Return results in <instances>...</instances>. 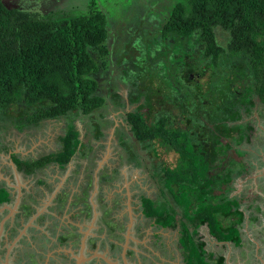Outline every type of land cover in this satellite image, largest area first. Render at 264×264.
Returning <instances> with one entry per match:
<instances>
[{"label":"trees","instance_id":"trees-1","mask_svg":"<svg viewBox=\"0 0 264 264\" xmlns=\"http://www.w3.org/2000/svg\"><path fill=\"white\" fill-rule=\"evenodd\" d=\"M88 2L86 14L52 20L8 8L0 1V130L6 125L22 130L43 120H68L58 152L31 162L15 161L24 175L49 164L63 169L85 147L72 118L89 120L97 139L101 136L97 117H104L107 102L112 110L125 107L120 96L98 82L108 73V27L94 1ZM217 28L228 35L225 47L216 42ZM159 34L160 41L196 35L203 45L202 56L213 70L221 58L229 62L237 58V65L249 69L243 79L246 89L222 69L208 84L212 95L204 96L208 88L188 87L189 96L177 97L146 73L149 63L136 64L135 50H125L117 61L125 63L128 104L145 99V106L120 115L129 127L120 134L126 138L121 147L127 161L144 163L158 187L159 201L141 197L142 215L158 229L177 228L184 264H224L223 256L207 257L205 243L196 237L205 226L216 242L241 245V201L228 193L232 179L245 172L246 164L235 160L231 152L240 157L237 148L247 140L248 125L238 122L240 109L253 107V96L264 107V0H181L171 8ZM222 82L226 84L218 90ZM167 101H184L175 123ZM131 145L144 154L145 162L136 157ZM157 147L169 149L176 162L161 160ZM7 201L8 193L1 189L0 203Z\"/></svg>","mask_w":264,"mask_h":264},{"label":"rangeland","instance_id":"rangeland-1","mask_svg":"<svg viewBox=\"0 0 264 264\" xmlns=\"http://www.w3.org/2000/svg\"><path fill=\"white\" fill-rule=\"evenodd\" d=\"M0 1L8 8L40 13L41 17L52 20L82 16L88 11L89 4V0ZM93 1L106 16L108 27L109 53L105 59L108 73L98 82L102 88L110 87L124 102L128 101V88L125 83L127 79L123 78L122 73L125 63L122 61L117 63V61L120 54L127 49L126 53L131 50L137 52L136 64L149 63L146 73L150 74L152 79L165 83L168 90L173 91L177 97L189 96L188 87L205 90L208 88L204 96L212 95V86L208 84H212L219 74L223 73L222 69L228 74L230 80L236 77L234 79L242 83L241 86L246 89L243 79L245 80L249 75V69L245 65L242 67L237 65V58L231 59L230 62L221 58L217 69L213 70L214 67L211 68L209 60L202 56L203 45L197 41L196 35L189 39L178 36H172L169 40L158 39L161 25L171 8L181 0ZM215 36L218 45L225 47L227 33L217 28ZM166 43H169L167 47ZM149 54L152 57L150 61ZM141 73L138 75L142 77L144 73ZM243 75H245L244 78ZM130 77L133 79L134 75L131 74ZM225 84L226 82L220 83L217 89L221 90ZM168 101L166 106L173 112L172 121L175 123L182 113L185 100L177 101L175 104H172L174 101L169 103ZM253 102V107L246 110L240 109L238 122L248 125L247 140L237 148L241 155L238 157L231 152L235 160H242L246 164L245 172L248 173V178H245L246 174L243 173L239 178L232 179L228 193L229 197L237 195L233 197L237 199L244 195L249 206L239 205L244 215L248 216L246 226L250 224L246 228L247 234L243 237V246L209 243L214 239L208 235L205 226L199 229L196 237L206 243L207 257L213 260L223 255L227 259L225 264H264V107L256 96H253ZM143 105L145 106L144 97L136 104H130L126 110H135ZM121 112V110H112V105L107 102L104 117L99 120L97 117L101 132V136L97 139L94 137L95 132L89 120L84 117L72 118V124L78 130L79 139L85 147L77 151L63 171L58 170L54 164H49L29 176L32 183L27 182L28 177L26 181L24 180L22 186H28L29 189L25 191L26 194L37 195V180L49 182L56 177L60 179L62 190L73 194L66 198L62 194L61 199L65 201L62 200L61 209L48 203L47 207L51 210L46 209L45 218H47L39 220L36 229L30 230L24 240L21 239L11 248L12 264H18L15 261L18 258H20V264H74V257L71 258V256H77L83 237L82 232L87 236L86 254L92 252L90 243L95 241L99 247L96 249L99 254L102 251L116 260L127 240L126 251L134 254L125 255V264H184L177 244V228L158 229L152 220L145 219L142 215L141 197H147L154 202L159 201L158 187L144 163L138 165L127 161V155L121 147V143L126 138H121L120 134H126L129 127L120 116ZM67 121L63 117L43 120L37 125L19 130L16 134L0 132V145L6 142L5 137H9V140L19 139L22 144L21 150L25 153L22 157L27 160H34L50 152L56 153L61 148L60 137L65 133ZM11 129V125L1 128L6 132H10ZM131 150L132 152L134 150L133 153L136 157L138 156V159L144 161L143 153L142 155L138 152L139 150L136 151L133 145ZM157 150L161 160H168L172 164L176 162V156L166 147H157ZM0 155H2L0 156V172L7 175L8 162L2 160L7 156L4 153ZM15 161L11 160L14 165H16ZM3 183L4 181L0 180V186ZM24 198L26 201L25 194ZM95 213L97 215L94 218ZM22 214L24 216V213ZM63 215L68 217L69 223L62 217ZM250 215L252 218L249 219ZM4 217L0 218V222ZM15 220L19 221V216ZM58 220H61L65 227L59 226ZM24 221L26 223L28 218L25 217ZM22 224L20 223V226ZM42 235L47 236L50 241L56 240L60 235L63 237L58 245L56 241L54 244L47 243L45 236L42 237ZM252 241L258 245V252H255ZM20 249L22 253L28 252L29 258L23 255L18 256L17 252ZM56 249L60 252L52 254L51 252ZM95 263L97 262L87 264Z\"/></svg>","mask_w":264,"mask_h":264},{"label":"crops","instance_id":"crops-1","mask_svg":"<svg viewBox=\"0 0 264 264\" xmlns=\"http://www.w3.org/2000/svg\"><path fill=\"white\" fill-rule=\"evenodd\" d=\"M0 132L3 133H17L19 132V130H17L16 128L12 127V129L10 130V132H6L5 130H0ZM5 141L2 145H0V153H4L5 156H7L6 158L3 157L2 160L4 162H8L7 166L9 167V173H7V175H3L2 172H0V180L4 181V183L2 184V186H0V190L3 189L8 193V201L7 202H3L0 203V218L3 216H5L2 219H5V223L3 225V228L0 232V238L3 236V239L5 240H9L10 244H12V247L21 239L24 240V238H26L27 233L30 232V230H32L33 228L36 229L37 225L39 224V220L42 219H46L45 218V214H46V209H50L49 206L51 203L52 205L56 206L57 208L61 209L63 207V203L61 199L62 194H64L65 198L66 197H70L71 193H67L64 192L62 190V188L60 187V179L58 177L51 179L49 182H46L45 180H37V195L33 196L32 194H26L25 191L29 190L28 186L24 187L22 186V184H24V180L28 183H32V179L29 177L31 175H24L23 173H21L16 165H14L11 160H17L20 162H31L34 160H27L26 158L22 157L25 153L22 152V144L20 143L21 141L19 139L17 140H9V137H5ZM14 141V142H13ZM1 144V141H0ZM51 153V152H50ZM48 153V154H50ZM47 155V154H44ZM42 155V156H44ZM2 157V155H0ZM0 157V158H1ZM55 165V164H54ZM68 165V164H67ZM1 166V165H0ZM57 167L58 170L63 171L65 168L60 169L57 165H55ZM1 170V169H0ZM38 172V171H37ZM245 178H248V173L244 172ZM240 177V176H239ZM237 177V178H239ZM244 178V179H245ZM11 182H15L14 184ZM27 183V184H28ZM71 189V188H70ZM24 194L26 195V201L24 198ZM73 196V195H72ZM233 197H236L237 195H232ZM230 197V198H233ZM241 197V196H240ZM244 197V198H243ZM243 197L239 198L240 205H248V203H246V198L243 195ZM65 200H63L64 202ZM49 203V205H48ZM70 204V203H68ZM249 207V206H247ZM240 209V208H239ZM243 214V221L240 224V228H239V233L241 236V247L243 246V237L244 235L247 234L246 232V228L248 227V224L246 226V222H247V217L246 215H244L243 211L240 210ZM91 214L93 212V209L90 210ZM24 213V216H22ZM96 213L94 214V218L96 217ZM19 216L20 218V222L16 221L15 219ZM27 217L28 221L26 223H24V218ZM64 219L67 220L68 222V217L66 215L62 216ZM252 218V215H250L249 219ZM70 219V218H69ZM93 219V218H92ZM59 221V226L61 227H65V225H63V223H61V220ZM20 223H24L20 226ZM250 225V224H249ZM39 227V226H38ZM92 227V226H91ZM44 229V227H43ZM207 229V228H206ZM12 230V232H11ZM208 233V230H207ZM82 234V239L84 238V234L86 233H81ZM209 235V233H208ZM45 235H42V237H44ZM210 236V235H209ZM62 235L58 236L56 238V240L50 241V239L45 236V241L47 243H52L54 244V242L56 241L57 244H60V239H62ZM211 237V236H210ZM211 239V238H210ZM86 240H87V236H85V243H84V248L83 250L80 248L79 251L77 252V255H79L80 251L84 253H86L85 248H86ZM217 243V244H228V243H218L216 242V240L214 239V241H209V243ZM250 244L249 241H246ZM253 242V247L255 249V252H258V245ZM81 245V244H80ZM257 245V246H256ZM206 246V243H205ZM205 249V248H204ZM56 253L60 252L59 249H56L55 251ZM206 252V251H205ZM207 254V252H206ZM255 255L257 256V253H255ZM219 256H223V255H219ZM75 258L76 256L72 255L71 258ZM182 257V256H181ZM218 257V256H217ZM215 257V258H217ZM224 257V256H223ZM226 258L224 257V264L226 262Z\"/></svg>","mask_w":264,"mask_h":264},{"label":"flooded vegetation","instance_id":"flooded-vegetation-1","mask_svg":"<svg viewBox=\"0 0 264 264\" xmlns=\"http://www.w3.org/2000/svg\"><path fill=\"white\" fill-rule=\"evenodd\" d=\"M130 105L128 104V102H125V107L121 110L122 112L120 113V115H124L125 113H128V112H130V111H128V110H126L127 109V107H129ZM132 111V110H131ZM242 162H244V161H242ZM263 163H264V160H263ZM92 241H94V240H92ZM91 242V241H90ZM91 244V253H98L99 254V252H97L98 250H96L97 248H99L98 246H97V243L94 241V242H91L90 243ZM10 246V241L9 240H5V239H3V236L0 238V264H5V261H7L6 262V264H12V262H13V258H12V254H11V252H9L8 253V257L7 258H5V251L7 250V248ZM21 251V249L20 250H18V252H17V255L18 256H21V255H23V256H26L27 258H29V254H28V252H25V253H22V252H20ZM19 253V254H18ZM20 253H22V254H20ZM52 254H57L55 251H52L51 252ZM87 253V252H86ZM86 253H84L83 255L85 256H88V254H86ZM121 253H122V250L119 252V256H118V258L116 259V260H114L113 258H110L109 257V255L108 254H106V253H103L102 251L100 252V254H102V255H104L106 258H108L109 260H111L114 264H119L118 262H120V264H122V260H121ZM127 254H129V255H133L134 253H132V252H128V251H126L125 252V255H127ZM17 255H15V257L17 256ZM54 256V255H53ZM90 256H91V254H90ZM12 258V259H11ZM19 260H20V258H18V259H15V261L18 263V264H20L19 263ZM94 261H96L97 263H95V264H107V263H105L103 260H101V259H98V258H93V259H91V260H89L88 262H86L85 264H87V263H92V262H94ZM116 261V262H115Z\"/></svg>","mask_w":264,"mask_h":264},{"label":"water","instance_id":"water-1","mask_svg":"<svg viewBox=\"0 0 264 264\" xmlns=\"http://www.w3.org/2000/svg\"><path fill=\"white\" fill-rule=\"evenodd\" d=\"M5 223V219H2L0 222V232L3 228V225ZM85 236L86 234H84V238L81 240V245L80 248L83 250L84 248V243H85ZM126 247H127V240H125L124 245L122 246V253H121V260H122V264H125V252H126ZM12 248V244H10V246L7 248V250L5 251V258L8 257V253L10 252ZM80 254L77 255L73 260H74V264H85L86 262H88L89 260L93 259V258H98L103 260L105 263L107 264H114L111 260H109L108 258H106L104 255L102 254H98V253H89L88 256H84L83 252L80 251ZM91 254V256H90ZM7 261H5L6 264Z\"/></svg>","mask_w":264,"mask_h":264}]
</instances>
